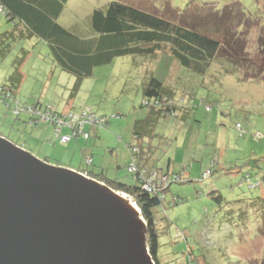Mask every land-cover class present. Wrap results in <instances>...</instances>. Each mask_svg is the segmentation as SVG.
Segmentation results:
<instances>
[{"label":"rangeland","instance_id":"rangeland-1","mask_svg":"<svg viewBox=\"0 0 264 264\" xmlns=\"http://www.w3.org/2000/svg\"><path fill=\"white\" fill-rule=\"evenodd\" d=\"M112 1L69 0L58 22L86 36L91 31L93 11L106 8ZM118 1L164 12L185 27L223 40L228 26L239 28L241 33L251 26L247 41H243L246 49L241 56L247 60L241 72H226L228 65L217 58L207 73L196 74L181 66L165 46L152 58L116 57L111 63L96 66L91 77L78 82L54 60L45 40L37 36L18 38L0 57V88L17 83L21 77L13 98L5 99L0 94V135L42 160L71 169H81L83 151L98 143L101 158L96 166L104 177L131 183L126 152L133 143L138 120L148 114L149 108L143 105V83L153 72L164 79L167 92L175 91V87L184 96L193 94L198 105L189 108L184 117L181 109L177 117L161 118L158 136L145 139L152 148V166L161 172L186 171L183 182L172 183L166 200L157 208L161 264H261L264 222L256 220L257 211L250 204L264 197V184L251 188L247 183L241 185V181L248 173L254 179L257 174L264 175V80L241 75L250 73L252 64L263 69L264 50L258 51V37L264 28V0ZM169 9L181 15L166 11ZM15 26V21L0 10V34ZM5 45L0 43V49ZM250 61L249 67L244 66ZM203 99L213 108L207 111ZM51 110L63 116L86 112L107 123L102 126L89 121L84 126L90 132L89 139L78 136L62 143L50 121L32 123L37 118L33 114L54 113ZM114 147L116 155L108 150ZM209 169L212 175L203 181L201 175ZM174 198L177 203L173 204ZM131 201L136 204L134 199ZM137 209L143 217L139 206ZM190 249L200 257L197 263L192 262L195 257H189Z\"/></svg>","mask_w":264,"mask_h":264},{"label":"trees","instance_id":"trees-1","mask_svg":"<svg viewBox=\"0 0 264 264\" xmlns=\"http://www.w3.org/2000/svg\"><path fill=\"white\" fill-rule=\"evenodd\" d=\"M68 1L0 0V7L9 20L17 21L18 24L21 23L24 26L27 25L24 29L16 28L15 31L0 34V43L6 44L4 48L0 49V57H4L10 51L13 41L18 38H28L35 34L48 43L54 60L65 71L75 75L78 82L91 77L96 66L111 63L116 57L136 55L152 58L161 53L165 46L170 49L171 56L175 57L181 66L189 68L196 74L204 75L207 73L217 58L224 59V65H228L229 68L225 69L226 72L240 71L241 65L247 60L246 56H241V53L246 49L244 42L247 41L251 26L246 33H241L239 28L228 26L226 29L227 34H225L223 40L206 34L199 29L185 27L173 20L172 17L169 18L164 15V12L156 13L142 10L114 0L106 8L93 11L90 33L88 32L86 36H80L58 22ZM166 11L175 12L170 9ZM245 20H248L247 17H245ZM258 43V51L264 50V28L259 34ZM246 64L244 66L249 67L251 61L248 65ZM252 65L254 66L253 70H249L250 73H242L241 76L245 79L264 80V65L263 69L261 67H257V69L254 64ZM17 73L20 74V72ZM155 75L152 72V75L150 74L144 81L143 105L148 107L149 111L143 120H139L134 131L136 141L129 146L130 159L127 169L133 183H126L119 179H107L104 177L103 172H86L88 176L106 183L115 190L128 194L134 199L146 220V240L149 252L155 263L161 264L159 258L161 233L158 228L157 208L166 200V193L171 184L183 182L186 171H182V173L161 172L158 168L149 165L150 161L141 162L144 159V153L152 152L150 142L145 143V139L149 138L151 140L158 136L156 129L161 118L169 115L178 116V111L183 107L178 105L183 104L182 101L185 100L190 108H197L198 105L193 94L187 95V98H183V100L181 99L182 103H180V100L177 102L174 99L172 100V94L166 91L164 79H160ZM20 78L15 84H4L2 86L0 94L3 95V98L11 99L16 95L21 84ZM12 85L15 86L12 87ZM174 90H171L173 95L174 93L182 95L179 94L180 91H177V88L174 87ZM147 100L149 103L145 104ZM201 102L208 111L204 99ZM141 129L144 130L143 133H141L142 131L139 132ZM133 159L139 169L137 174L129 172V163ZM91 164H93V161ZM142 170H156L169 175L168 181L164 185H160L155 192H149L143 187ZM207 171H209L207 176H204L206 171L201 175L203 181L212 175L213 171L211 169ZM254 177L251 173H248L241 181V185L247 183L249 187L254 188L264 184V175L257 174L255 179ZM216 198L221 201L220 196ZM172 203H177V198H174ZM250 206L255 213L257 211L256 220L259 219L260 224L264 222V197L260 196ZM257 231L258 234L261 232L258 229ZM188 254L190 258L195 257L192 262L197 263V260L200 259L199 256L192 253L191 249L188 250ZM261 264H264V258Z\"/></svg>","mask_w":264,"mask_h":264},{"label":"water","instance_id":"water-1","mask_svg":"<svg viewBox=\"0 0 264 264\" xmlns=\"http://www.w3.org/2000/svg\"><path fill=\"white\" fill-rule=\"evenodd\" d=\"M130 197L0 135V264H155Z\"/></svg>","mask_w":264,"mask_h":264},{"label":"built area","instance_id":"built-area-1","mask_svg":"<svg viewBox=\"0 0 264 264\" xmlns=\"http://www.w3.org/2000/svg\"><path fill=\"white\" fill-rule=\"evenodd\" d=\"M148 103H149L148 100L145 101V104H148ZM206 107L207 109H211V107L209 106H206ZM87 116H88V113L86 112H84L82 115H76L75 113H72L70 115H65V116H63L62 114H58L57 112H54V113L46 112V113L39 114L38 120H48L52 124H54L56 126L55 132L59 133L60 135V141L62 143H67L72 139V137H75V136L83 135L86 138L89 137V132L84 130V126L87 122L89 121L98 122L102 126L107 123L105 119H102V118L93 119L91 118V116H88V117ZM68 117H70V120H67ZM64 126L71 127L73 130L72 134L61 135V129ZM238 127H240V125H238ZM87 162L91 164L92 158L89 157L87 159ZM129 172L135 173V174L139 173V169L134 159L129 163ZM208 173L209 171H206L204 173V176H207ZM168 176L169 175L163 174L156 170H152V171L142 170V178L144 180L143 187L149 192H155L160 185H164V183H167Z\"/></svg>","mask_w":264,"mask_h":264},{"label":"crops","instance_id":"crops-1","mask_svg":"<svg viewBox=\"0 0 264 264\" xmlns=\"http://www.w3.org/2000/svg\"><path fill=\"white\" fill-rule=\"evenodd\" d=\"M65 8V7H64ZM0 10H1V12H4L2 9H1V7H0ZM63 11H64V9H63ZM63 13V12H62ZM6 15V14H5ZM7 16V15H6ZM61 16V15H60ZM15 25L16 26H18V27H16L17 29H24V28H26V26L27 25H23V24H18L17 23V21H15ZM28 28V27H27ZM11 31H15V29H13V30H10V31H6V32H11ZM4 33V32H3ZM34 36H36L35 34L33 35H31L30 37H28V38H32V37H34ZM38 37V36H37ZM40 38V37H39ZM42 39V38H41ZM143 87H144V83H143ZM171 92V94H172V100L174 99V100H176V102L177 101H179L180 100V103H182L183 102V104H179L178 106L180 107V106H183L182 107V116L184 117L187 113H188V109L190 108L189 106V104H187L186 102H185V100L184 101H182L183 100V98H187V96H181L180 98H177V96L178 95H175V93H174V95H173V91H170ZM144 99V98H143ZM182 99V100H181ZM182 101V102H181ZM186 103V105H184ZM148 111H149V109H148ZM146 117V116H145ZM144 117V118H145ZM143 118V119H144ZM33 119H35V118H33ZM143 119H140V120H143ZM35 122H33V120H32V123L33 124H35V123H37L39 120H34ZM139 121V120H138ZM54 125V124H53ZM55 126V125H54ZM98 128V127H97ZM65 129H67L68 131H66V132H64L65 134H72V128L71 127H69V126H64V127H62V129H61V132H63ZM84 130H85V128H84ZM85 131H87V130H85ZM142 131V132H141ZM89 132V131H88ZM139 132H141V133H143L144 132V130H139ZM137 135V134H136ZM79 136H83V135H79ZM75 137H78V136H75ZM84 137V136H83ZM73 138L74 137H72V139L70 140V141H72L73 140ZM84 138H86V137H84ZM90 138V132H89V137H88V139ZM75 139H77V138H75ZM87 139V138H86ZM136 141V137H135V133H134V137H133V142H135ZM108 150H111V154H113V155H116V148L114 147L113 149H108ZM82 151H83V149H82ZM129 152V153H128ZM126 154H127V164H128V162H129V159H130V151H129V146H128V151L126 152ZM83 155H84V158H83V161H81V164H80V167H82L81 169H76V168H73L74 170H77V171H80V172H83V173H85V174H87V172L86 171H93L94 173H102V172H100V169H98V166H96V163L98 162V163H100V159L99 158H101V156H100V153H99V150H98V143H95L90 149H88V150H84L83 151ZM66 156V155H65ZM92 158V161H93V164H89L88 162H87V159L88 158ZM153 159H154V157H153V154H152V152H148V154H145L144 153V159L141 161V162H148V161H150V163L151 164H149V165H155L154 164V162H153ZM48 161V160H47ZM100 167V166H99ZM120 167V166H119ZM169 169V168H168ZM102 171V170H101ZM168 171H170V170H168ZM116 179H118V178H116ZM132 179V178H131ZM131 181V183H133V180H130ZM127 183V182H126Z\"/></svg>","mask_w":264,"mask_h":264},{"label":"bare ground","instance_id":"bare-ground-1","mask_svg":"<svg viewBox=\"0 0 264 264\" xmlns=\"http://www.w3.org/2000/svg\"><path fill=\"white\" fill-rule=\"evenodd\" d=\"M35 117H37L35 120H38V116L35 114ZM56 127V126H55ZM13 142V141H12ZM14 143V142H13ZM18 145V144H17ZM18 146H20V147H22L23 148V146H21V145H18ZM23 149H25V148H23ZM26 150V149H25ZM45 161H47V160H45ZM48 162V161H47ZM74 170V169H73ZM74 171H77V170H74ZM78 172H80V171H78ZM81 174H83V175H85V176H87V174H85V173H83V172H80ZM102 182V181H101ZM102 183H104V182H102ZM106 184V183H105ZM112 188V187H111ZM113 189V188H112ZM115 190V189H114ZM115 191H118V190H115ZM119 192V191H118ZM119 194H121L120 192H119ZM121 195H123L124 197H130L131 199H132V197L129 195V196H125L124 195V193L123 194H121ZM134 206H136V208H138V205H134Z\"/></svg>","mask_w":264,"mask_h":264},{"label":"clouds","instance_id":"clouds-1","mask_svg":"<svg viewBox=\"0 0 264 264\" xmlns=\"http://www.w3.org/2000/svg\"><path fill=\"white\" fill-rule=\"evenodd\" d=\"M207 106L211 107V109L213 108L211 105H208V104H207ZM87 176H88V175H87ZM88 177H90V176H88ZM91 178H92V177H91ZM94 179H95V178H94Z\"/></svg>","mask_w":264,"mask_h":264}]
</instances>
